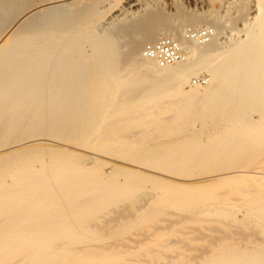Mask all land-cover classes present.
<instances>
[{"label": "bare ground", "instance_id": "obj_1", "mask_svg": "<svg viewBox=\"0 0 264 264\" xmlns=\"http://www.w3.org/2000/svg\"><path fill=\"white\" fill-rule=\"evenodd\" d=\"M104 1L78 0L74 10L58 24L13 35L15 38L0 43V147L9 145L0 151V264H264V171L243 168L264 162V0L251 1L252 16L241 27L242 35L224 47L214 46L220 23L216 19L202 21L201 26L213 25L214 35L208 43L198 45L183 38L184 26L161 19L160 8H139L141 12L117 29L129 36L138 34L126 52L117 39L92 32V25L101 18L98 7ZM119 2L113 0V5ZM12 8V4L0 0V20L7 19ZM44 14L36 11L21 21L29 24L41 20ZM185 17L186 27L201 22L191 15ZM160 35L178 39L186 60L158 67L142 58V46ZM199 72L205 74L203 82L185 84L190 75ZM159 90L165 93L160 95ZM168 96L175 97L168 105L177 110L167 120L163 133L191 131L195 124L201 131L214 129L208 143L200 145L198 156L192 159L198 165L203 163L204 173L219 163L233 176H259L255 179L260 185L257 196L247 198L252 208L248 213L250 225L263 236L261 241L247 245L251 237L247 235L245 244L239 243L241 239L233 243L232 233L231 237H225V233L214 241L216 244L206 247L207 252L193 258L184 253L171 257L159 254L156 249L175 248L154 244L153 237L136 246L119 244L114 239L128 226L138 225L143 218L147 220L142 223L148 222L156 214H150L155 207L147 211L148 216L145 205H129L133 213L119 216L120 222L104 221V210L132 198L134 182H120V173L112 176L102 172L107 162L98 158L88 166L71 152L28 145L43 141L18 146L30 138L65 139L82 132L105 142L116 137L121 123L138 124L154 133L159 115L139 112L150 110L148 105L153 103V107L155 99ZM46 155L50 156L45 160ZM111 171L122 172L117 167H111ZM230 185L234 188L224 192L225 200L228 193L242 197L249 194L245 181L232 178L206 189H162L158 200L182 204L181 208L188 203L189 207L191 202L220 199L218 190ZM88 217L94 222H85ZM240 224L247 227V222Z\"/></svg>", "mask_w": 264, "mask_h": 264}, {"label": "rangeland", "instance_id": "obj_2", "mask_svg": "<svg viewBox=\"0 0 264 264\" xmlns=\"http://www.w3.org/2000/svg\"><path fill=\"white\" fill-rule=\"evenodd\" d=\"M2 1H6V3L9 2L10 4H12L14 10L12 8L11 11L12 14H10L8 17L6 16L7 19L4 18L0 20V43L15 38L17 37L16 36L17 34L20 35L26 31L32 32V31H36V29L37 30L44 29L47 26H54L58 24L64 17L68 16V14H70L74 10L78 0H2ZM119 1L120 2L118 3V5H113V0H106L99 5L98 11L100 10L99 13L101 15V18L95 21V23L92 25V32L100 37H112L114 39H117L116 41L118 45L121 47V50L123 49V52L127 51L128 45L137 39L136 37L138 36V34L134 33L129 36L127 34L125 35V33H123L122 31L121 33L118 30L120 32L119 33L117 31L118 26L122 24V22L126 23L125 20H129L130 18H132V16L137 14V12L142 8H149V7L153 8L154 6L156 8H160L161 19L168 18L170 22L172 21L171 22L172 24L180 25V26L182 25L184 27L182 26L181 27L184 29L188 25L186 22L185 15H187V17L190 15L194 16L197 19V21H201L198 22L196 24L198 26L195 27H199L203 25L204 21L206 22L207 20L211 21L212 19L213 20L216 19L217 22L220 21V23L218 22L219 32L216 35L214 41V46L216 45V47H224L228 43H231L233 39H236L238 35L241 36L242 35L241 29H243L241 27H243L245 22L248 21V18L252 16V10H253L251 9L252 7L250 5L252 4L251 2L252 0H119ZM36 11H44L45 16H43L41 20H35L33 18L34 20H31L32 22H30L29 24L22 22L25 19L24 17H27L28 15ZM22 13H23V17H22ZM207 26L213 27V25L211 24H207ZM188 27H194V26H188ZM6 38L9 39L7 40ZM200 48L202 49L204 47H200ZM204 75H205L204 72L192 74L188 77L187 79L188 81H186V83L184 81V83L192 85L191 83L192 78L200 77V76L204 77ZM155 92L157 93L156 95L158 96L162 95V93L163 94L165 93L160 90H159L160 93L158 91ZM128 93L132 94V91L131 93L130 91H128ZM172 97L168 96L167 98L165 97L157 98L155 99L156 101H154L155 103L153 107H152L153 103H150L148 105L150 110H143L139 112L141 113L140 115H145V113L146 114L155 113L156 115L155 117L159 115L158 117L160 118L156 120V129L159 130L157 131L155 129V124H154V130H155L154 133L152 132L153 130L150 131L149 129H147L149 130L148 132H150L152 135L150 133L148 134L147 130H145L146 128H143L141 125L139 126L138 124H136L135 126H132L134 125L132 124L129 126V124L127 123H121L123 125L120 124L118 125L119 126L118 129L120 130H117L116 137L114 138L110 137L111 139L106 138L107 140L106 141L104 140L105 142L103 141L98 142L99 140L97 139H91L93 137L89 138L87 137L86 133L82 132L76 136L75 134H73V136L70 135L71 137L69 136L68 138L65 139L56 138V137L55 138L46 137V136L30 138L18 143V146H22L23 144L25 145L30 141L31 142L43 141V143L41 142L42 144L32 143L33 145H30L31 144L30 143L28 145L43 146L48 148H58L61 151L71 152L70 153L71 155L74 154L80 157L82 159V163L88 166L93 165L94 160L98 158V160L100 159L99 161L107 162L103 165L102 172L104 173L107 172L108 175H112V176L120 173L121 175L117 176V179L120 182H129V181L134 182L135 184L134 186L136 190L134 189V195L132 196V198L135 197L136 198V200L134 198L135 201H132L131 198L129 201H124L119 205H117L116 206L117 208L109 207L110 209L108 208L104 210L103 213L106 212V215L105 214L102 215L103 213L101 212L99 213V215L100 216L102 215L103 219H104L103 216H106L104 221H106V219L108 218L107 221L112 220L114 222L116 221L118 222L119 216L125 218L129 216L131 213H133L131 212L132 210L131 211L129 210L132 209L131 208L132 206L136 207V205L137 207L145 205L146 206L145 212L151 211L152 210L151 207H155L154 208L155 211L154 210L151 211L152 213L150 214H153V212H155L156 214H154L153 216L151 215L152 217H154V220L150 216L148 222L145 221L142 223L144 219L147 220V218H143L141 222H139L140 220H138L139 222L138 225L137 224L132 225L131 227L128 226L127 230L124 233H121L120 235L116 236V239H114L115 241L113 240L114 242L118 241L117 243H119L120 241L121 244L134 246L135 244L137 245L141 244V242L143 244L145 242L147 243L148 241H151L153 237L156 240L154 244H160L162 246L167 245V246H171L170 248L172 247L175 248V249L172 248L170 250H167L168 248L167 249L165 248L166 250L163 249L162 251L156 249V251L159 254L163 253L164 256L166 255L167 257H169L170 255L171 257L176 254L184 253L187 256L190 255L189 258H193V256L194 257L197 256L196 254L204 253L206 251L207 246L209 247L211 244H216V242L214 241L224 237L225 233H226L225 237L226 236L231 237L232 235L231 239L233 240V243H236V241L238 242V240L241 239L239 243L243 244L242 243L243 241L245 244L246 243L245 239L247 238V235H251L252 237V238L251 237L248 238L249 241L246 243L247 245L253 243L254 240L261 241L263 236L258 233L256 228L253 227V224L250 225V223H252V220L248 216V213L250 214V212L252 211L251 205L248 206L250 204L249 199L250 197L257 196L255 194V191L256 190L258 191L260 189V185L258 184V181L257 183H255V179L258 180L259 176L257 178H255L256 176H254L253 178L252 176H247L244 174H235L233 176L232 174H229L228 169L222 170L223 164L219 165V163H218L219 166L215 165L214 168L211 169V171L204 173V171L201 170V166L203 165V163L202 165L201 163L200 165H198L199 163L192 161V159L198 156L197 152L199 149L202 148L201 146H203L205 143L206 144L208 143L207 138L209 135L215 133L213 131L214 129H210L212 131L210 130L201 131L199 130L200 127L197 124H195L194 129H191V131L182 130L173 133L172 132L163 133L165 128L164 125L167 124V120L170 119V117H172V115H174L175 111L177 110L175 109L174 111L173 110L174 108L173 109L170 108L171 107L170 104L175 98L173 97L172 99ZM168 102H170L169 105ZM135 117H137V115ZM92 124L94 127L96 125V122ZM152 128L153 126L150 129ZM146 133L148 136L147 138H146ZM149 135L152 137H150ZM113 136H115V133L113 134ZM124 139L126 141H124ZM119 140L121 141V143ZM8 146L9 145L4 146L2 148L0 147V151ZM49 156L50 155H46L45 160L48 159ZM263 163L264 162L262 161L261 163L258 162L253 165L251 164L252 166L246 165V167L243 168L245 171L259 170V172H263L264 171ZM111 167H117L124 173L122 172L117 173L111 171ZM214 173L220 174V176H218L217 179L214 177L213 178L206 177L207 179H205L204 176H209ZM232 178H236L240 180L242 179L243 181H245V184H247L245 188L249 189L246 192H249V194L246 193L247 195L242 197L236 193H228L229 194V196L227 195L228 196L227 199L229 200L228 202V200L224 199L223 194L225 191L230 192L231 189H233L234 186L236 185L234 184V186L230 185L228 187H224L225 189L220 188L219 189L220 191L218 190V192L220 193L218 194L220 199L213 200L210 198V199H206L205 201L204 200L200 201L198 203L191 202V204H189V207L187 206L188 203H185L187 205H183V208H181L182 204L179 205L178 203H170V202L166 203L164 201L160 202L158 200L159 198L162 197L161 196L162 194L160 195V192L162 193L163 191L162 189L170 190L175 186H176L175 188L185 187V188L197 189V187L199 188L203 187V189H206L216 185L217 183ZM220 196L221 197L223 196L224 200H221ZM247 196L249 199L247 198ZM150 198L156 199L155 200L156 202L152 201ZM129 205H131V207H129ZM220 210H222L223 212L227 211L232 215H229L228 213V214H224L223 216L221 214L223 212ZM108 212L109 214H107ZM213 212L214 213L218 212L219 214L217 213L218 214L217 215L214 214ZM147 215L149 216L148 212ZM138 216L139 215H137L136 217ZM218 216H220V218ZM90 218L89 219L86 218L85 222L90 223L92 220L94 222V218L93 217ZM222 219L224 222L222 221ZM232 219H234L233 220L234 222H232ZM235 221L237 223L236 225H235ZM221 222L222 223L231 222L232 224H227L228 226L227 225L224 226L221 224ZM241 222L244 223L247 222V227L245 225H244L245 227L240 226ZM245 228L246 231H244ZM159 236H162L163 238L160 239ZM113 241L111 243H113ZM162 243L165 245H163Z\"/></svg>", "mask_w": 264, "mask_h": 264}, {"label": "built area", "instance_id": "obj_3", "mask_svg": "<svg viewBox=\"0 0 264 264\" xmlns=\"http://www.w3.org/2000/svg\"><path fill=\"white\" fill-rule=\"evenodd\" d=\"M213 35L212 26L187 27L183 32L185 40L198 45L208 43ZM140 56L152 60L158 67L183 62L187 57L181 42L167 35H160L155 40L146 42L140 50ZM204 79L203 76L194 77L191 83L203 82Z\"/></svg>", "mask_w": 264, "mask_h": 264}]
</instances>
